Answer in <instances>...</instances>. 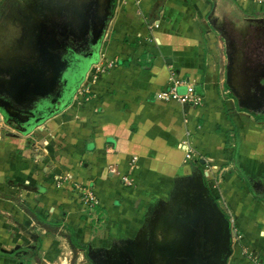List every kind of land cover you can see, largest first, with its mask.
<instances>
[{
  "label": "crops",
  "instance_id": "obj_1",
  "mask_svg": "<svg viewBox=\"0 0 264 264\" xmlns=\"http://www.w3.org/2000/svg\"><path fill=\"white\" fill-rule=\"evenodd\" d=\"M235 30L244 32L246 56L239 68L232 65V93L223 37L232 41ZM93 65L112 68L88 83L85 101L75 99L29 133L0 128V190L51 215L49 221L63 211L62 222L76 239L94 246L146 237L156 206L178 196L191 207L190 197L199 196L207 220L210 194L264 264V120L254 118L264 111L246 102L248 84L264 82V0H114ZM172 71L182 81L177 94L191 84L202 99L198 107L156 100ZM183 142L206 163V180L203 167L184 162ZM59 174L70 175L68 186L52 184ZM124 176L130 185H124ZM202 179L203 187H196ZM87 190L97 204L84 210L80 197ZM29 222L36 224L16 203L0 198V264H40L32 253L4 254L21 239L13 236L16 225ZM87 222L92 229L100 223L102 238ZM232 236L225 264H255ZM212 237L206 238L213 242Z\"/></svg>",
  "mask_w": 264,
  "mask_h": 264
},
{
  "label": "rangeland",
  "instance_id": "obj_2",
  "mask_svg": "<svg viewBox=\"0 0 264 264\" xmlns=\"http://www.w3.org/2000/svg\"><path fill=\"white\" fill-rule=\"evenodd\" d=\"M106 1L107 0H0V100L6 105L8 112L12 115L10 119L6 120L0 114V128L9 127L22 133L23 130L34 124L38 118L56 111V106L55 109L52 110L55 105V100H51V104L45 112L41 111L46 104L49 103L48 101H50V99L46 98V95L54 92V89L59 84L65 85L68 80L67 69L65 68L66 60L63 59L62 56L58 57L54 55L50 57V55H48V59L42 56L39 61L41 67L34 64L31 61L32 59L29 58L32 56L29 54V51L32 52L37 45H34L35 47H30L31 43L26 42L25 35H27V33L24 30V22L29 19L28 17L37 16L35 12L39 10L44 14L48 13V16L52 18L53 15L50 14H54V16L58 12L66 14V12L62 13L61 9L67 10L71 7H74V12L80 17L82 7L84 6L85 12V8L89 9L91 5L92 12L96 15L98 14V16L100 12L102 13L101 16H103L104 10H102L101 7L106 5ZM44 28L47 29L46 25ZM87 35L90 37L92 32L88 31ZM223 38L226 44L225 61L226 65L230 67L232 79V65L233 67L238 65L239 68V64L244 61V56H246V52L243 50L245 48V36L243 30H235L232 41L229 40L230 37L228 35H225ZM35 41L36 40L33 41L34 44ZM235 48L238 51H236ZM256 53L259 54L260 52ZM28 65L30 66L28 67ZM248 86L251 90V95L246 99L247 105L252 110L258 111L259 113L264 111V82H253L249 83ZM58 94L59 91H57L55 96H58ZM75 96L76 95H74V97ZM50 98H52V94ZM45 102L47 103L45 104ZM17 119L20 121L23 120L21 124H18L16 121ZM47 120L48 119L39 127L36 126L34 130L37 129V127L41 128ZM58 176H61V174ZM203 178L206 180V177ZM204 179L201 181L202 184L199 183L196 187H203ZM52 184L56 188H59L56 186V179H53ZM5 185L8 187L11 185L19 189H26V186L16 185V183L7 182ZM32 189L36 190V187H32ZM192 197L194 199V201H192L193 205H195L192 207L186 205L183 201L184 197L181 196L176 197L174 202H170L169 205H157L156 210L158 215L152 216L151 221L149 222L148 220L146 222V224L149 223L148 232L145 234L146 237H138L133 240L129 239V243L125 242L118 244L114 242L109 246H94L88 244L86 245L85 251L82 252L71 246L69 242L71 232L64 226H59L56 229H46L37 222L35 225L29 222L25 226L16 225V233L14 232L13 236L15 237L17 235L21 237V239L17 246L13 244L7 247L5 250L7 252L4 251V254L11 253L17 257H24L28 253L35 252L36 256L40 259V264H196L197 262L204 264V260H206V264H210L211 256L215 252L216 245L213 242H209L206 237L213 236L217 228V222L211 215L207 220L203 218L200 214V209L202 210L201 207L203 205H199L198 203L199 196L193 195L190 199ZM206 197V202L210 205L209 198L213 201L214 199L210 194ZM0 198H8L10 201L16 203L20 209L21 207L19 205H28L23 198L15 196L8 191L5 193L0 190ZM187 206H189L188 209ZM36 208L37 207H34V209ZM219 210L224 214L226 219H232L228 210H226L227 212H224L222 209ZM209 211L211 212V207ZM62 215L63 211L57 215L58 218H53L50 221L64 220ZM46 216L47 218L51 217V215L48 214ZM85 217L86 219L91 218L88 215H85ZM89 223V228H91V230L94 229L97 236L102 238V227H100V223L97 225L96 229H92L93 223ZM196 236L201 238L202 242H200V248L201 250H205L206 253L203 260L201 257H196L195 259L192 255L184 257L191 249L193 250V247H196L194 244V238H196ZM22 241L27 243V246L21 247ZM155 242L157 244H155ZM3 250L4 249L0 247V256L3 255ZM173 251L177 254L175 255ZM156 253L159 255L158 258ZM168 253L171 254L169 257H166ZM145 254H147V259L144 258L145 260H143ZM138 256H140L142 260ZM177 256L178 259H175L174 257L177 258ZM181 258H185L187 261H180ZM41 259H45L47 263Z\"/></svg>",
  "mask_w": 264,
  "mask_h": 264
},
{
  "label": "flooded vegetation",
  "instance_id": "obj_3",
  "mask_svg": "<svg viewBox=\"0 0 264 264\" xmlns=\"http://www.w3.org/2000/svg\"><path fill=\"white\" fill-rule=\"evenodd\" d=\"M105 4L106 5L104 7H101L102 10H104L103 16H101L102 13L100 12L99 16L98 14L96 15L94 12H92L91 5L89 9L85 8V12L84 6L82 7L80 17L74 12V7L68 8L67 10L61 9L62 13L66 12V14H61L60 12H58L55 16L54 14H50L53 15L52 18L48 16V13L44 14L42 11L37 10L35 12L37 13V16H30L31 18L28 17L29 19L24 22V30L27 33V35H25L26 42L31 43L30 47H35L34 45H37L32 52L29 51V54L32 55L29 58L32 59L31 61L34 64L41 67L39 63L41 57L43 56L44 58L48 59V55H50V57L54 55L58 57L62 56V58L66 60L65 68L67 69L68 80L65 85L59 84L56 87L57 89H54V92L46 95V98L50 99V101H48L49 103L45 102V104H47L41 110L42 112H45V110L49 108L48 106H50L51 100H55V105L52 110L55 109V106L56 110H59L67 102V100L74 98L77 89L85 80L86 74L92 67V60L98 55L100 46V42L94 39L93 33H95L99 24H101L107 14L109 15L111 13L112 8L114 7V0H107ZM45 25L47 29L44 28ZM88 31L92 32L90 37L87 35ZM34 40H36L35 44L33 43ZM29 66L30 65H28V67ZM57 91H59V94L58 96H55ZM51 94L52 98H50ZM199 199L198 201L202 200ZM194 240L196 247H193V250L191 249V251L186 253L184 257L192 255V257H195V259L196 257H201L203 260L206 256V253L205 250H201L200 248V242H202V240L198 236H196ZM173 253L175 252L173 251ZM170 254L171 253H168L166 257H169ZM176 254L177 253H175V255ZM138 257L142 260L140 256ZM144 258L147 259V254L144 255L143 260H145ZM174 258L178 259V256L177 258ZM180 261H187V259L181 258ZM196 264L200 263L197 262Z\"/></svg>",
  "mask_w": 264,
  "mask_h": 264
},
{
  "label": "built area",
  "instance_id": "obj_4",
  "mask_svg": "<svg viewBox=\"0 0 264 264\" xmlns=\"http://www.w3.org/2000/svg\"><path fill=\"white\" fill-rule=\"evenodd\" d=\"M112 68V65H106V66H96L93 65L90 69L89 72L87 74V76L85 77V80L81 83V85L79 86V88L76 91V96L73 98V101H75V99L77 101H79L80 99L82 101L86 100V94H88L89 91V86L88 83H93L99 76L100 73H103L104 71L108 70ZM168 87L159 91L158 93H156V100L158 101H164V102H171V101H175L181 104H190L193 107H198L201 103H202V99L201 97L197 96L195 94V89L191 84H186L187 87V91L184 95H179L176 92V87L178 85H180L182 83V81L179 80V78L175 75V73L172 71L170 73L169 76V80H168ZM184 145V162L187 164H192L194 163L199 165L200 167H203L205 171V177H210V173L208 170V167L206 165L205 162L201 163V158L196 156V154L194 153L193 149L191 147H189L186 142H183ZM136 161V157H133L131 160L132 165L135 163ZM70 180V175H62V176H58L56 177V181L57 187L63 188L67 185V183ZM122 182L124 183V185H130L131 181L129 179L128 176H124L122 177ZM78 185V184H77ZM79 186V185H78ZM77 188V187H76ZM80 204L82 205L84 210H89L90 208L94 207L97 204L96 198L94 196V194L91 191H86L85 194H83L80 197ZM232 233L234 234V241H240L243 245H245L243 243V238L242 235L238 232V230L235 228L232 229ZM244 254L248 255L249 259H251L255 264H261L260 260L257 256L252 255V253L249 252V249L247 248V246L245 245L244 249H243Z\"/></svg>",
  "mask_w": 264,
  "mask_h": 264
},
{
  "label": "water",
  "instance_id": "obj_5",
  "mask_svg": "<svg viewBox=\"0 0 264 264\" xmlns=\"http://www.w3.org/2000/svg\"><path fill=\"white\" fill-rule=\"evenodd\" d=\"M110 17L107 15L101 24H99L98 28L96 29L95 33L93 34V37L95 40H98L99 42L102 39L103 33L106 29L108 19ZM84 80V78H83ZM226 84L228 88L231 90L232 93H234V88L231 86V76H230V67L227 66V73H226ZM73 102V99L70 98L67 100V102L59 109L54 112H50L48 114H45L43 117L38 118L34 124L27 127L25 130L22 131V133H29L30 131L34 130L36 126H40L46 119H49L51 116L56 115L57 113H60L62 110L67 108L71 105ZM0 114L4 119H10L11 114L8 112L6 105L2 103V100H0ZM18 124H21V121L23 120H16ZM37 127V128H38ZM211 212L210 215L216 220L217 222V228L215 233H213L212 240L214 241L215 252L212 254V258L210 260V264H225L227 261L228 256L231 253L232 248V234L230 231V222L224 214L219 210L217 205L214 203V201L209 198ZM194 264V263H192ZM204 264H206V260H204Z\"/></svg>",
  "mask_w": 264,
  "mask_h": 264
},
{
  "label": "trees",
  "instance_id": "obj_6",
  "mask_svg": "<svg viewBox=\"0 0 264 264\" xmlns=\"http://www.w3.org/2000/svg\"><path fill=\"white\" fill-rule=\"evenodd\" d=\"M198 93L202 94L203 91H202V83H200V85L198 86ZM256 120H264V115L261 116V117H255ZM237 152H238V144L235 145V149H234V154H233V159H236V156H237ZM237 173L238 175L240 176V178L244 181H248L246 175H244V172L240 169L237 170ZM21 209L28 215L30 216L35 222H37L38 224L42 225L44 228L46 229H56L58 228L59 226H64L66 229L70 230L71 232V235H70V238H69V242L71 244V246L73 248H77L79 249L80 251H85V248H86V245L80 243L76 237H75V232L73 231V229L66 225V224H63L62 223V220H56V221H49L47 219V217L43 214H41L39 211L35 210L34 208H31L29 207L28 205H24V206H21ZM63 217V215H62ZM32 256L35 258L36 257V253L35 252H32Z\"/></svg>",
  "mask_w": 264,
  "mask_h": 264
}]
</instances>
